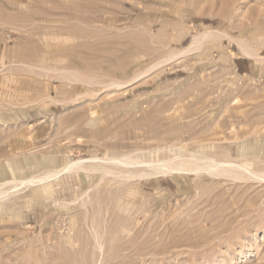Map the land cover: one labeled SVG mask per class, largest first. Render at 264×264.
Instances as JSON below:
<instances>
[{
  "label": "rangeland",
  "instance_id": "rangeland-1",
  "mask_svg": "<svg viewBox=\"0 0 264 264\" xmlns=\"http://www.w3.org/2000/svg\"><path fill=\"white\" fill-rule=\"evenodd\" d=\"M188 152L264 168V0H0V264H264L243 172L19 183Z\"/></svg>",
  "mask_w": 264,
  "mask_h": 264
},
{
  "label": "bare ground",
  "instance_id": "bare-ground-1",
  "mask_svg": "<svg viewBox=\"0 0 264 264\" xmlns=\"http://www.w3.org/2000/svg\"><path fill=\"white\" fill-rule=\"evenodd\" d=\"M206 32H208L205 33L208 34L207 36L208 38L210 36L209 35L210 33L207 30ZM193 38L194 39L192 40L191 44H189L190 47L193 46L198 41L196 37ZM238 44L241 53L243 55L250 57L257 56L256 53L252 51V49L246 43L239 41ZM188 49L187 51H189ZM187 51L185 52L187 53ZM126 153L124 154L122 153V155L119 156H115L114 154L113 156L112 155L111 156L104 155L101 157L94 156L91 157L90 159L87 158L90 160L89 163L88 160L84 161V159L68 160V162L58 170H47V171L45 170V173L41 175L38 174L39 176L36 177H29L27 179H23L19 183H23V185L25 183L26 184L25 187L29 185L41 186L43 187V189L44 187H46V189H48L47 190L48 192L49 190L51 191L52 185L57 183L58 180L62 177V175L65 174V173L62 174L63 172H67L68 174L72 175V174H77V171L79 170H85V171L100 170L101 172L102 170L106 172L117 170L118 173H122L123 176L127 178L133 176H142V175L153 176L158 174H173V175L191 174L194 175V177H197L200 174H204V173H209L213 175L232 174L233 176H236V174L243 172L248 174L249 176H254L260 180H264V168L257 170L256 168L252 167V163L249 164L243 162L239 163L236 160L229 158H226L224 160H219L217 158H214L213 156H208L207 154L198 156L194 152L193 153L188 152L186 154L174 153L173 155L171 156L168 155L167 157H161V158L155 157V158L145 159V158H141L138 155L132 156L131 154H126ZM103 161L110 162L111 164L114 165L112 166L105 163L103 164ZM15 187H17V185H15ZM12 194L13 191L8 192V190L0 189V202L9 199V197H11Z\"/></svg>",
  "mask_w": 264,
  "mask_h": 264
},
{
  "label": "crops",
  "instance_id": "crops-1",
  "mask_svg": "<svg viewBox=\"0 0 264 264\" xmlns=\"http://www.w3.org/2000/svg\"><path fill=\"white\" fill-rule=\"evenodd\" d=\"M244 64H245L244 62H242V61L240 62V65H241L243 68H244Z\"/></svg>",
  "mask_w": 264,
  "mask_h": 264
}]
</instances>
